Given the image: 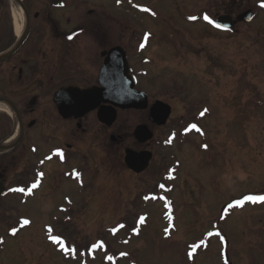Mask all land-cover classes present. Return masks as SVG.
Instances as JSON below:
<instances>
[{"label": "rangeland", "instance_id": "obj_1", "mask_svg": "<svg viewBox=\"0 0 264 264\" xmlns=\"http://www.w3.org/2000/svg\"><path fill=\"white\" fill-rule=\"evenodd\" d=\"M149 1L155 18L137 25L153 34L149 45H140L141 34L127 40L129 30L118 43L130 49L140 89L172 106L169 124L152 128L146 111L122 109L106 132L93 127L78 144L86 161L72 165L79 180L64 177L66 166L48 167L36 199L11 201L0 224V264H225L223 252L234 264H264V0ZM249 8L253 20L228 32L201 17ZM191 121L201 131L187 128ZM141 123L154 130V157L135 174L124 149L111 153V134L138 146L132 135ZM168 168L165 195L144 200ZM48 226L77 250L65 254Z\"/></svg>", "mask_w": 264, "mask_h": 264}, {"label": "flooded vegetation", "instance_id": "obj_2", "mask_svg": "<svg viewBox=\"0 0 264 264\" xmlns=\"http://www.w3.org/2000/svg\"><path fill=\"white\" fill-rule=\"evenodd\" d=\"M16 9L24 16L20 31ZM155 15L149 0H0V223L9 215L11 201L37 198L45 168L66 166L64 177H72L75 159L87 158L78 144L84 145L93 127L106 132L117 121L118 112L110 127L99 121V109L108 106L104 102L83 114L77 108L85 89L102 86L101 69L110 50L125 51L136 88L142 90L130 49L118 42L125 39V30L127 40L152 36L137 25ZM113 24L117 28L110 32ZM111 37L115 45L109 43ZM148 97L149 106L142 111L150 121L149 109L159 99ZM65 101L67 108L61 110ZM132 136L138 146L124 147V136L111 134V153L124 149V163L128 149L152 151L149 142Z\"/></svg>", "mask_w": 264, "mask_h": 264}, {"label": "water", "instance_id": "obj_3", "mask_svg": "<svg viewBox=\"0 0 264 264\" xmlns=\"http://www.w3.org/2000/svg\"><path fill=\"white\" fill-rule=\"evenodd\" d=\"M251 18V10H247L240 16V19L246 22L251 21ZM215 25L226 30L234 25V21L229 15L220 16L216 19ZM128 71L129 66L125 52L120 48L112 49L108 53L107 60L101 70L102 86L85 89L84 94H80L85 100L83 101L80 97L78 102L76 101L78 103L77 108L78 106L82 108L83 114L94 110L101 102L110 103L113 106H103L98 111L99 120L108 126L117 118V111L114 106L123 109H146L148 107L147 95L134 89V83L128 78ZM66 108L67 102L66 105L60 107L61 110H66ZM170 114L171 106L169 104L156 101L149 111V118L158 125H164ZM134 135L140 142H146L152 139L153 132L146 124H141L136 127ZM151 158L152 153L150 151L136 152L128 149L126 150L125 162L130 169L140 173L149 166Z\"/></svg>", "mask_w": 264, "mask_h": 264}, {"label": "bare ground", "instance_id": "obj_4", "mask_svg": "<svg viewBox=\"0 0 264 264\" xmlns=\"http://www.w3.org/2000/svg\"><path fill=\"white\" fill-rule=\"evenodd\" d=\"M15 16H16V20L18 23V31H20L22 26H23V21H24L23 13L19 9H16ZM31 226H33V225H31Z\"/></svg>", "mask_w": 264, "mask_h": 264}, {"label": "trees", "instance_id": "obj_5", "mask_svg": "<svg viewBox=\"0 0 264 264\" xmlns=\"http://www.w3.org/2000/svg\"><path fill=\"white\" fill-rule=\"evenodd\" d=\"M192 123L194 122V121H191ZM194 124V123H193Z\"/></svg>", "mask_w": 264, "mask_h": 264}]
</instances>
